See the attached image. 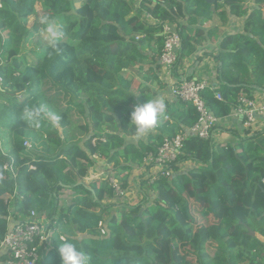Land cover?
<instances>
[{
  "label": "trees",
  "instance_id": "1",
  "mask_svg": "<svg viewBox=\"0 0 264 264\" xmlns=\"http://www.w3.org/2000/svg\"><path fill=\"white\" fill-rule=\"evenodd\" d=\"M36 1L1 0L0 93L11 103L8 113L1 104L0 124L9 131L11 148L4 151L0 142V239L9 216L20 219L34 209L52 217L58 191L80 188L87 194L75 195L62 209L60 231L53 247H43L38 264H61V235L82 247L89 264H158L159 240L166 239L191 250L172 264H264V242L250 234L264 236V130L242 136L218 121L208 140L189 134L172 175L145 181V199L138 204H127L107 180L82 182L99 158L124 170L143 165L166 138L198 121L195 106L176 99L155 129L141 139L133 136L130 114L138 97L148 99L154 83L166 87L159 64L165 22L179 28L178 64L220 31L204 28V20L218 15L222 25L234 22L213 55L215 83L202 91L218 119L229 116L240 97L264 92V1L85 0L76 7L74 0H42L43 17L65 22L63 37L30 64L23 52ZM243 3L242 16L231 13ZM130 6L137 9L133 15ZM136 66L146 68L144 85L129 77ZM173 74L181 77L176 68ZM36 107L44 109L38 126L25 115ZM221 130L230 134L224 142L216 140ZM187 162L195 165L185 168ZM7 164L16 176L4 169ZM121 201L119 215L111 213ZM71 225L75 233L67 230Z\"/></svg>",
  "mask_w": 264,
  "mask_h": 264
},
{
  "label": "built area",
  "instance_id": "2",
  "mask_svg": "<svg viewBox=\"0 0 264 264\" xmlns=\"http://www.w3.org/2000/svg\"><path fill=\"white\" fill-rule=\"evenodd\" d=\"M147 17H150L149 14ZM161 34L164 37L162 52L159 56V64L163 72L160 77L162 78L172 76L179 59L178 51L181 49L182 40L178 25L173 22L163 23ZM213 76H216V71ZM210 84L205 78L180 77L172 82L171 93L173 97L192 103L199 117L198 121L188 130L177 134L175 137L166 138L156 155L153 153L147 155L142 168H145L146 173H148L150 167L149 176L151 178L156 179L158 177L156 179L158 180L159 174L172 175V164L182 153L184 141L189 134H196L205 140L211 137L212 130L219 119L210 111L202 96V91ZM216 97L222 100L220 93H217ZM239 102L240 105L234 111L243 115L245 127H253L256 113H264V107H259L254 98L247 96L240 97ZM170 121L172 120L170 119ZM188 164L189 166L195 165L193 162H187L184 164L185 168L189 167ZM9 167L7 164L4 169L7 170ZM109 180L107 181L115 193L125 196L122 191L124 188L118 184V182L120 183L119 179L114 177ZM69 192H73L72 189H69ZM60 194L58 192L57 196L62 197ZM62 207L63 205H58L57 212L52 217L40 216L34 209L26 217L20 219H15L14 215L9 216L10 224L0 239V264H38L41 260L43 247L46 249L53 247L54 237L60 231ZM63 222H67L65 217Z\"/></svg>",
  "mask_w": 264,
  "mask_h": 264
},
{
  "label": "rangeland",
  "instance_id": "3",
  "mask_svg": "<svg viewBox=\"0 0 264 264\" xmlns=\"http://www.w3.org/2000/svg\"><path fill=\"white\" fill-rule=\"evenodd\" d=\"M85 0H74V4L77 6H80L82 2ZM2 6L1 0H0V7ZM131 8V9H130ZM44 3L42 0L36 1L35 5V13L28 18V27L30 28V34L27 39V42L24 46V52L23 55H25L26 60L30 64L37 63L39 61L41 53L45 51V49L50 46L47 42V34L46 32L42 31V28L45 27L41 24V19L43 18V12H44ZM130 11L128 12L129 14L132 15V13H135L137 9L135 7H129ZM129 9H125V11H128ZM60 25H64L65 22L62 19L57 20ZM4 62L6 61V58L3 57ZM178 65V62H177ZM176 65V66H177ZM176 68V67H175ZM161 70V69H160ZM129 77L132 79H136L138 83H142L144 85L145 79L144 77L146 76V68L140 69L138 66H136L135 69L131 70L129 73ZM161 74H163L161 70ZM160 74V75H161ZM11 101L6 98V96L1 92L0 93V112H1V104L3 111H6L5 108H8L10 105ZM139 104L142 102L138 101ZM7 112V111H6ZM8 113V112H7ZM247 128V127H246ZM252 128V127H250ZM245 136V135H244ZM0 142L2 143V149L4 151H8L11 148V137L9 134L8 129L5 127H2L0 124ZM224 142V141H223ZM32 142L30 140H26L25 145L30 148ZM98 159V158H95ZM123 162V160H122ZM149 164V163H147ZM10 166V165H9ZM189 166V164H188ZM197 166V164H196ZM144 167L143 165L138 166V167H133L130 170H124L121 168V166L116 167L114 164H105L99 158L97 161L94 162V164L88 169L87 175L83 178L82 182H84L87 186L91 185L93 182L96 181H102V180H109L110 178L117 177L120 181L118 184L123 187V184L125 183L126 187L122 190L125 193V197L127 199V204L129 205H134L138 204L139 202L143 201L144 198V190L145 188L143 185H145V181H149V184H152L154 180L149 176V170L150 167L148 168V173H146V169L142 168ZM35 166L32 165L30 166V169H34ZM10 171L13 172L14 176L17 174V170L10 167ZM146 173V176L144 175ZM110 181V180H109ZM69 189H72L73 192H69ZM75 190V192H74ZM60 196L58 197V205H63L62 208H66L69 204V200L71 198L75 197V195H86V191L80 189V188H63L60 191H58ZM156 195V193H154ZM121 197L122 194H117ZM154 196H151V201L154 200ZM112 199L106 198L105 203L110 204ZM122 203L125 202H116V205H113L110 209L111 213L119 215V210L121 209ZM149 203V204H150ZM67 211V210H65ZM62 229V228H61ZM67 230H70L71 233L74 232V226L71 225ZM160 247L162 249L161 254L158 255L157 257V262L158 264H172L173 262H179L183 260V258H188L189 252L191 251L189 249L188 245L185 244H180L178 246L173 245L171 241L166 239V241L159 240ZM188 264H192L189 262Z\"/></svg>",
  "mask_w": 264,
  "mask_h": 264
},
{
  "label": "crops",
  "instance_id": "4",
  "mask_svg": "<svg viewBox=\"0 0 264 264\" xmlns=\"http://www.w3.org/2000/svg\"><path fill=\"white\" fill-rule=\"evenodd\" d=\"M264 1V0H263ZM223 2V1H221ZM246 6L245 3L234 6L231 9V13L242 16V11ZM264 9V2L262 4ZM134 13H132L133 15ZM152 20V19H151ZM234 22H228L226 25H222V22L218 15H214L213 18L209 20H204L203 27L206 29L210 28H220V31L216 32L213 37H209L204 39L201 47L190 57H186L183 63H180L176 66V72L181 77L185 78H195L202 79L205 78L209 81V83H215V77L213 76L216 70V63L213 59V55L218 50L219 39L226 35L227 33L233 31ZM237 27V25H236ZM177 78L172 74V76H164L161 78L162 82L166 85L165 88H158L159 86L154 83L151 86V91L146 92V97L149 99H163L166 103V110H168L170 103L176 101L171 93V84ZM253 98L257 101V105L259 107H264V92L256 91L253 94ZM139 102H146L144 97H138ZM244 117L243 115L236 113L233 111L229 116L222 120H218L221 123L223 128H233L238 131V133L242 136L244 135H252L256 132L264 130V113H256V119L252 128H246L243 123ZM221 121V122H220ZM230 138V134L224 133L222 130L216 132V140L219 142H223ZM257 237L260 238L264 242V236L257 234Z\"/></svg>",
  "mask_w": 264,
  "mask_h": 264
},
{
  "label": "clouds",
  "instance_id": "5",
  "mask_svg": "<svg viewBox=\"0 0 264 264\" xmlns=\"http://www.w3.org/2000/svg\"><path fill=\"white\" fill-rule=\"evenodd\" d=\"M41 24L45 26L42 31L47 34L48 44L56 48L63 37L62 26L55 18L49 17H43ZM43 111V107H36L26 110L25 115L30 122H35L38 126L37 118ZM130 117V125L135 126L133 136L136 139H141L166 118V103L163 99H147L145 103L134 107ZM51 119L55 121L57 118L53 116ZM58 244L61 264H89L90 257L77 243L71 242L61 235Z\"/></svg>",
  "mask_w": 264,
  "mask_h": 264
},
{
  "label": "water",
  "instance_id": "6",
  "mask_svg": "<svg viewBox=\"0 0 264 264\" xmlns=\"http://www.w3.org/2000/svg\"><path fill=\"white\" fill-rule=\"evenodd\" d=\"M208 2H210V3H215V2H221V1H223V0H207ZM263 160H264V158H263ZM263 191H264V189H263ZM250 234L252 235V236H257V233H255V231H253V230H251L250 231Z\"/></svg>",
  "mask_w": 264,
  "mask_h": 264
}]
</instances>
